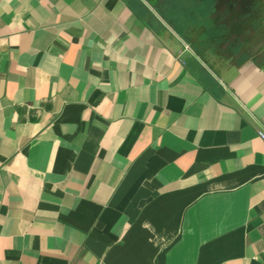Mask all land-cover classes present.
I'll return each instance as SVG.
<instances>
[{
  "label": "crops",
  "instance_id": "crops-1",
  "mask_svg": "<svg viewBox=\"0 0 264 264\" xmlns=\"http://www.w3.org/2000/svg\"><path fill=\"white\" fill-rule=\"evenodd\" d=\"M262 10L0 0V264H264Z\"/></svg>",
  "mask_w": 264,
  "mask_h": 264
},
{
  "label": "flooded vegetation",
  "instance_id": "flooded-vegetation-1",
  "mask_svg": "<svg viewBox=\"0 0 264 264\" xmlns=\"http://www.w3.org/2000/svg\"><path fill=\"white\" fill-rule=\"evenodd\" d=\"M154 8L162 15L170 17H177L176 13V4L183 5L186 15L182 18L179 16L178 19H182L181 21H188V15H193L194 20H190L194 22L195 27H199V16L207 15L208 20L210 21V26L208 27L211 30H241L242 22H245L249 17L257 14L258 4L257 0H147ZM189 11H188V10ZM236 20L233 23V26H227L228 23L225 18ZM241 17L243 19H241ZM193 19V18H191ZM198 19V20H197ZM195 20L198 22L195 24ZM253 24L250 25L253 26ZM185 25V24H184ZM248 27L247 29H249Z\"/></svg>",
  "mask_w": 264,
  "mask_h": 264
},
{
  "label": "rangeland",
  "instance_id": "rangeland-1",
  "mask_svg": "<svg viewBox=\"0 0 264 264\" xmlns=\"http://www.w3.org/2000/svg\"><path fill=\"white\" fill-rule=\"evenodd\" d=\"M257 4H258V8H260V9H257V14H255V15H253L252 17H249L245 22H242V29L243 30H245V29H247L248 27H250V25L251 24H253V22L254 21H256V19H258L259 18V16L261 15V13H262V9H263V0H257ZM175 7H176V13L178 14L177 15V17L179 16L180 18H182V17H184L185 15H186V11H185V9H184V7H183V5H181V4H176L175 5ZM188 10V9H187ZM189 11V10H188ZM188 22L190 21V20H194V17H193V15H188ZM221 17H223V18H225L226 19V21L228 22L226 25L227 26H233V23L236 21L237 22V20H239L238 18L236 19V20H232V18H228V17H224V16H221ZM191 18H193V19H191ZM199 19H200V23H199V25H201V26H204V27H206V28H208L210 25V21L208 20L209 18H208V16L207 15H202V16H199ZM241 19H243L242 17H241ZM198 20V19H197ZM197 20H195V24L198 22ZM201 26H199V27H201ZM235 29V28H234ZM237 31H239V30H237ZM232 33H234V32H231V35H232Z\"/></svg>",
  "mask_w": 264,
  "mask_h": 264
},
{
  "label": "built area",
  "instance_id": "built-area-1",
  "mask_svg": "<svg viewBox=\"0 0 264 264\" xmlns=\"http://www.w3.org/2000/svg\"><path fill=\"white\" fill-rule=\"evenodd\" d=\"M259 135L264 139V132L263 131H259Z\"/></svg>",
  "mask_w": 264,
  "mask_h": 264
}]
</instances>
